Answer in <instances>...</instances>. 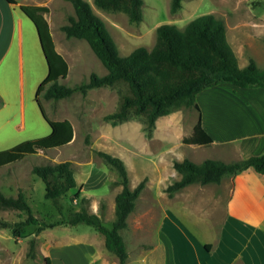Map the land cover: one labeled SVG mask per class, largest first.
Segmentation results:
<instances>
[{
  "label": "rangeland",
  "instance_id": "374dc122",
  "mask_svg": "<svg viewBox=\"0 0 264 264\" xmlns=\"http://www.w3.org/2000/svg\"><path fill=\"white\" fill-rule=\"evenodd\" d=\"M87 1L92 5L94 13L103 20L121 57L128 56L139 47L151 50L156 43V29L160 25L175 24L183 28L199 16L213 14L224 21L228 41L238 57L240 67L247 66L252 58L264 69V0H184L181 10L175 14L170 12L171 0H143L144 17L139 24L131 23L122 12L101 11L94 5L93 0ZM42 2L50 8L46 18L50 23L56 48L69 65L68 77L59 82L73 87L89 81L92 73L106 75L108 70L89 44L82 39H69L61 30L63 25L68 24V17L75 15L72 3L68 0ZM30 22L34 25L31 20ZM44 69L47 75L45 56ZM36 91L37 88L32 99L35 98ZM121 91L122 87L117 85L92 89L86 95L78 91L59 100H45L42 97V105L50 119L71 120L75 131L74 139L63 147L40 151L16 164L1 168L0 192L6 196L17 197L22 191L36 218L46 224L58 225L47 227L38 234V225L27 226L21 237H15L11 228L0 227V264H54L49 249H54L56 253V248L62 250L60 261H74L78 253L88 255L87 258L80 259V262L83 261L81 264H87L89 259H93L95 264L104 263L103 235L86 224L63 223L72 213L85 209L89 213L98 214L106 226L112 225L115 219V198L122 186L116 184L119 180L116 169L99 152L124 161L129 173L130 188H135L146 179L136 208L128 217V227L122 231L127 246L128 264H165L164 249L162 246L155 247L154 244H159V234L162 232L166 214L178 215L181 221L192 225L184 209L169 210L171 198L177 192L169 196L165 190L170 183L179 179L174 171V161L190 159L200 164L212 159L229 163L245 159L254 153L239 154L219 146L186 144L184 139L193 135L202 112L201 109L199 113L195 107H173L169 115L158 119L150 135L146 131V121L142 116H132L127 121L118 123L107 120L106 116L117 108ZM222 92L220 88L213 91L208 88L197 95V103L203 108L204 122L208 128L212 122L214 99L219 94L225 97ZM212 93L217 95L213 99H207L208 94ZM243 94L246 95L245 92ZM36 102L35 100L36 108L42 115ZM46 125L51 129L47 122ZM45 132L43 130L42 133ZM244 143L245 140L239 144ZM65 161L72 163L78 185L60 199L62 209H58L51 200L45 198V183L32 169L36 165ZM168 172L169 179L166 184L156 185L155 181ZM78 191L80 195L76 197ZM205 199H208L207 195ZM215 214L217 219L223 217L221 205ZM25 218L26 215L20 211L0 210V219L10 223ZM193 229L191 228L196 235L203 234L201 227L193 226ZM33 238L36 245L33 256H30V240ZM89 244L92 245L89 247ZM153 246L156 251L152 249ZM73 247L78 250L75 255ZM89 248L91 252L86 251ZM175 250L179 263L182 244L177 242ZM111 256L113 258L115 255ZM116 262L118 263L117 258ZM166 264H169L168 260Z\"/></svg>",
  "mask_w": 264,
  "mask_h": 264
},
{
  "label": "trees",
  "instance_id": "16d2710c",
  "mask_svg": "<svg viewBox=\"0 0 264 264\" xmlns=\"http://www.w3.org/2000/svg\"><path fill=\"white\" fill-rule=\"evenodd\" d=\"M17 5V0H7ZM72 3L75 15L68 17V24L61 30L67 38L85 40L95 55L108 70L104 76L92 73L89 81L73 87L61 84L69 74V65L56 49L46 14V5H21L22 11L36 25L41 45L48 63L49 73L39 86L36 99L41 111L51 126L52 132L45 137L24 141L10 149L0 151V169L22 161L24 158L63 147L72 142L75 131L71 120L50 119L42 105L45 100H59L70 97L75 92L86 95L88 91L102 87L121 86L116 110L106 119L114 123L127 121L132 116H142L146 121V131L150 135L158 119L171 113L173 107L185 105L201 109L197 95L207 88L220 84H233L240 88H264V69L254 59L241 68L238 57L230 45L223 20L213 14L197 17L185 27L163 24L156 29V43L151 50L139 47L128 56L121 57L117 45L103 20L94 13L87 0H68ZM184 0H171L170 12L175 14L182 8ZM94 5L105 12H122L129 21L139 24L143 21V0H93ZM1 104V100H0ZM186 144L210 146L213 138L202 126L201 116L194 127L193 135L184 139ZM100 156L118 173L116 184L122 190L115 198V219L106 226L96 213L83 209L72 213L68 225L86 224L104 236L106 249L114 254L119 264H128L127 246L122 234L128 227V217L134 212L136 203L146 179L135 188L129 186V173L124 161L105 152ZM173 167L179 179L170 183L166 192L169 196L191 184L207 185L220 183L225 175H233L244 170L254 169L264 174V153L252 155L233 162L207 159L200 164L190 159L174 161ZM32 172L45 183V198L51 200L58 209L60 199L77 188L72 163L36 165ZM80 195L78 191L76 197ZM0 210H15L26 215L24 220L10 223L0 219V227L11 228L15 237H21L27 226L38 225L36 234L58 223L46 224L33 214L25 194L20 191L17 197L0 192ZM36 240H30V256H33Z\"/></svg>",
  "mask_w": 264,
  "mask_h": 264
},
{
  "label": "crops",
  "instance_id": "0c3cea01",
  "mask_svg": "<svg viewBox=\"0 0 264 264\" xmlns=\"http://www.w3.org/2000/svg\"><path fill=\"white\" fill-rule=\"evenodd\" d=\"M17 1L18 4L13 5L0 0V151L52 132L38 102L44 118L35 104L38 88L48 76L49 67L46 75L45 54L37 28L20 7L45 4L42 0ZM220 85L209 88V91L220 88L225 95L212 93L207 96L210 100L217 95L209 128L204 122L203 108H200L202 126L213 138L211 146L231 149L239 154L254 152L250 156L263 153L264 88H240L229 83ZM43 130L46 132L42 133ZM244 140V144H239ZM167 179L169 172L160 176L155 184H166ZM206 195L209 200L205 199ZM171 199L169 210L184 209L192 225L181 221L178 215L166 214L159 244H154L164 249L165 264L167 260L169 264H264V174L248 169L225 175L220 183L191 184ZM220 205L223 217L217 219L215 212ZM193 226L201 227L203 234L192 232ZM177 242L182 244L179 263L175 250ZM154 246L152 249L156 251ZM49 250L54 264H81L80 259L88 257L78 254L74 248V255L77 253L74 261H60L62 250L56 248V253L54 249ZM111 255L104 239L102 264H119L117 257ZM87 264H95V261L89 259Z\"/></svg>",
  "mask_w": 264,
  "mask_h": 264
},
{
  "label": "water",
  "instance_id": "95a60500",
  "mask_svg": "<svg viewBox=\"0 0 264 264\" xmlns=\"http://www.w3.org/2000/svg\"><path fill=\"white\" fill-rule=\"evenodd\" d=\"M36 26V25H35ZM37 28V27H36ZM37 31H38V29H37ZM38 35H39V32H38ZM39 38H40V35H39ZM41 42V41H40Z\"/></svg>",
  "mask_w": 264,
  "mask_h": 264
}]
</instances>
